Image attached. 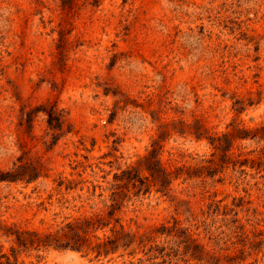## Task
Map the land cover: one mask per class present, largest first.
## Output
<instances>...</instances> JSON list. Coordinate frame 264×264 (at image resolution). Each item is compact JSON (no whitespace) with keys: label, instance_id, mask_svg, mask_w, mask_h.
<instances>
[{"label":"rangeland","instance_id":"rangeland-1","mask_svg":"<svg viewBox=\"0 0 264 264\" xmlns=\"http://www.w3.org/2000/svg\"><path fill=\"white\" fill-rule=\"evenodd\" d=\"M41 105L65 114L55 144L47 115L32 114ZM262 127L264 0H0V171L26 153L47 169L0 182V227L53 232L105 216L117 195L125 228L154 232L108 256L47 248L17 264H264V139H235L230 155L247 165L182 171L215 158L207 137ZM155 147L177 176L165 192L141 165ZM131 169L149 190L116 179ZM175 221L199 252L157 233ZM15 247L0 231V264Z\"/></svg>","mask_w":264,"mask_h":264},{"label":"trees","instance_id":"trees-1","mask_svg":"<svg viewBox=\"0 0 264 264\" xmlns=\"http://www.w3.org/2000/svg\"><path fill=\"white\" fill-rule=\"evenodd\" d=\"M38 112H43L47 115L48 125L54 132L53 144H55L63 133L65 125L64 112L58 110L55 105H51L50 107L41 105L34 110L32 114ZM205 133L206 131L203 130L202 127L197 126V128H195V135L198 139L203 138ZM250 136H260L264 139V127L255 131L236 128L234 133H226L219 137H207L215 150V153H213L215 158L203 162L202 164L206 163V165L198 166V168L193 169L191 173L189 172L190 170L185 168H183L182 171H187L186 174H188V176L200 177L206 174L207 176L214 177L219 172L218 162L224 165L228 163H233L234 165L240 164V167L249 164L248 159L244 161H240L239 159L234 162L231 157L232 155H230V151L232 150L236 138L245 139ZM159 156V150L155 147L141 165L149 173L152 186H157L159 190L165 192L166 190H170L173 180L177 176L174 172L162 166ZM26 157L29 158L28 153L20 157L18 163H15L14 167L10 170L0 171V182H24L29 185L39 180L42 176H45V172L47 171L45 163L40 159L31 162L28 160L25 162L24 160H26ZM179 171L181 172V169ZM119 177L116 176V179L118 178L119 181L127 182L126 185L128 186L132 185L134 188H137V183H139L140 190L145 188L147 191L151 188L148 180L140 177L139 169L123 171ZM122 202L123 200L115 195L109 207L110 210L105 216L98 214L92 217L75 219L63 223V225L59 226L58 229L53 232L40 233L37 231L22 230L17 226L0 227V231L4 230L7 235L14 236L17 245V247L12 248L14 262H12L11 257L3 256L6 258V262L3 264H17L19 254L29 250L54 248L57 250H73L78 252L86 251L95 253V257L99 258L101 256H108L120 249L127 250L137 241H139V243L149 241L154 232L149 236H137L129 232L121 223V220L116 217L117 212L121 210ZM208 207L209 210L207 213L211 210L218 212L221 209V206L216 202H212ZM106 229L110 232L109 234L106 233ZM98 231H104L102 237L97 235ZM157 233L167 235L182 233L184 234L183 236H185V241L189 243L188 250L192 244L194 245L192 246L195 253L199 249V245H196V240L192 239L188 229L180 228L177 221H175L171 227L163 226Z\"/></svg>","mask_w":264,"mask_h":264}]
</instances>
